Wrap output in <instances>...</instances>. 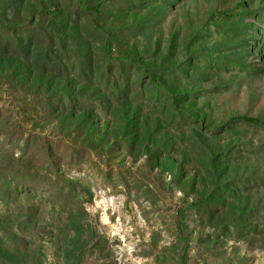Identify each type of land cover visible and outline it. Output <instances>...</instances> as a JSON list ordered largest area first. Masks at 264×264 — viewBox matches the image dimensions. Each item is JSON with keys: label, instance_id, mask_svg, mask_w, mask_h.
I'll use <instances>...</instances> for the list:
<instances>
[{"label": "rangeland", "instance_id": "1", "mask_svg": "<svg viewBox=\"0 0 264 264\" xmlns=\"http://www.w3.org/2000/svg\"><path fill=\"white\" fill-rule=\"evenodd\" d=\"M238 117L264 0H0V264H264Z\"/></svg>", "mask_w": 264, "mask_h": 264}, {"label": "trees", "instance_id": "2", "mask_svg": "<svg viewBox=\"0 0 264 264\" xmlns=\"http://www.w3.org/2000/svg\"><path fill=\"white\" fill-rule=\"evenodd\" d=\"M220 14L224 15V18H231L233 16L231 11H223V12H220ZM236 120L255 123V124H259L261 126H264V119H260V118L238 117V118H236Z\"/></svg>", "mask_w": 264, "mask_h": 264}]
</instances>
